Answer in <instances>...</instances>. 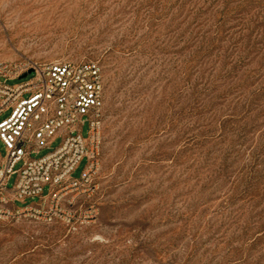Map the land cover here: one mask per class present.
Wrapping results in <instances>:
<instances>
[{
	"label": "rangeland",
	"instance_id": "rangeland-1",
	"mask_svg": "<svg viewBox=\"0 0 264 264\" xmlns=\"http://www.w3.org/2000/svg\"><path fill=\"white\" fill-rule=\"evenodd\" d=\"M26 58L99 64L98 169L62 218L0 221V264H264V0H0Z\"/></svg>",
	"mask_w": 264,
	"mask_h": 264
},
{
	"label": "built area",
	"instance_id": "built-area-1",
	"mask_svg": "<svg viewBox=\"0 0 264 264\" xmlns=\"http://www.w3.org/2000/svg\"><path fill=\"white\" fill-rule=\"evenodd\" d=\"M25 74L26 80L9 84ZM103 105L104 86L97 62L28 58L0 62V116L10 112L0 120V140L7 152L0 163V221L25 215L52 223L64 214L60 206L64 198L87 192L98 169ZM86 121L87 139L82 135ZM57 137L62 138L58 148L32 157L49 149ZM84 157L89 160L87 168L81 178H73ZM20 162L23 165L16 170ZM12 175H17V181L10 190L7 184ZM45 186L50 188L48 195H43ZM35 197L39 198L36 204L16 205Z\"/></svg>",
	"mask_w": 264,
	"mask_h": 264
},
{
	"label": "water",
	"instance_id": "water-1",
	"mask_svg": "<svg viewBox=\"0 0 264 264\" xmlns=\"http://www.w3.org/2000/svg\"><path fill=\"white\" fill-rule=\"evenodd\" d=\"M29 73H31V71H29ZM27 77V74L23 75L22 76V79L26 78Z\"/></svg>",
	"mask_w": 264,
	"mask_h": 264
}]
</instances>
